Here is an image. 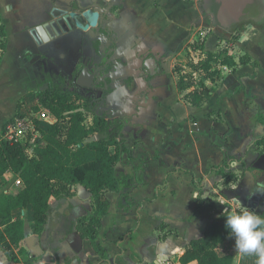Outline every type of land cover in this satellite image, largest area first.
Returning a JSON list of instances; mask_svg holds the SVG:
<instances>
[{"label": "crops", "instance_id": "obj_1", "mask_svg": "<svg viewBox=\"0 0 264 264\" xmlns=\"http://www.w3.org/2000/svg\"><path fill=\"white\" fill-rule=\"evenodd\" d=\"M92 7L105 13L97 29L80 28L90 17L84 22L77 15L63 19ZM259 11H250V17ZM44 23L52 35L47 41L36 32ZM0 26L5 34L0 44V131L19 111L27 113L23 105L34 101L33 74L45 63L59 62V74H84L82 83L93 84L94 77L108 81L109 74H117L113 80L124 78L128 84L105 89L96 112L124 125L122 138L131 155L123 154L118 169L135 174L140 166L141 172L130 203L120 192L106 195L109 208L97 233L104 255L82 235L80 220L95 208L84 186L73 185L71 197L50 199L39 235L23 209V246L34 264H182L186 245L202 234L212 208H223L232 198L253 210L264 207V195L251 194L255 183L264 181V154L255 145L264 136V25L240 32L236 43L258 67L239 62L236 68L225 65V71L219 63L215 82L194 73L213 88L197 106L183 95L200 84L182 93L174 68L185 64L189 53L198 61L195 55L200 59L223 52L220 38L228 40L207 22L201 0H0ZM196 37L202 50L195 51ZM226 162L235 174L228 185L221 173ZM162 223L175 233L165 236L159 230ZM217 252L233 254V264L246 263L230 235Z\"/></svg>", "mask_w": 264, "mask_h": 264}, {"label": "trees", "instance_id": "obj_2", "mask_svg": "<svg viewBox=\"0 0 264 264\" xmlns=\"http://www.w3.org/2000/svg\"><path fill=\"white\" fill-rule=\"evenodd\" d=\"M0 33L5 35L2 26ZM193 46L196 49L203 48L199 37H196ZM223 53L208 52L196 67L211 82L220 78V70L216 68L219 63L234 68L239 64L233 57L222 56ZM240 60L242 64L251 63L258 67V62L248 54ZM45 82L47 87L37 94L38 104L33 109L38 111L40 107H44L57 120L45 126L36 120V129L40 130L41 136L35 142H28L29 144L4 136L13 118L4 124L0 134V189L7 183L4 177L8 173L18 176L22 184L13 196L4 191L0 193V246L12 254L13 261L24 264L34 262L35 259L29 256L23 246L26 238L25 221L20 215L23 209L28 211L32 220L33 233L39 235L50 214V199L71 197L73 185L84 186L90 192L95 208L89 217L80 220L82 235L89 237L96 252L104 255V248L97 242V233L109 208L106 195L111 191L120 192L130 203L131 189L136 187L141 178L140 166L136 167L135 174H125L117 167L124 153L131 155V150L122 138L124 125L119 120L113 121L98 114L88 99L83 104L79 103L77 99H82L81 96L64 88L62 74L48 78ZM178 86L183 92L193 87L194 83L182 76ZM212 92L213 88L202 82L200 88L187 92L183 98L197 106L210 97ZM19 108L21 110V104ZM90 110L94 114L91 124L87 120V111ZM25 114L19 111L18 116ZM95 134L98 135L97 139L86 141ZM255 145L264 154V136L256 140ZM28 146L33 148L32 155L27 151ZM221 173L226 185L235 178L229 162H226ZM203 202L200 195L199 203ZM225 207L212 208L209 222L202 234L186 245L180 258L182 264L192 261L198 264L234 263L233 254L220 255L217 252L218 246L230 235L225 227V217L221 214ZM256 211L264 214V207ZM159 230L164 231L165 236L175 233L163 223ZM250 263H254L253 258Z\"/></svg>", "mask_w": 264, "mask_h": 264}, {"label": "rangeland", "instance_id": "obj_3", "mask_svg": "<svg viewBox=\"0 0 264 264\" xmlns=\"http://www.w3.org/2000/svg\"><path fill=\"white\" fill-rule=\"evenodd\" d=\"M249 9L250 8H248V10ZM213 37H214V35L211 34L209 39H211ZM220 41L223 43V46H224L223 47V49H224L223 52L224 53H223L222 56L233 57L234 59L237 56V59H238L237 62H240L241 61L240 58L247 54V53H245L244 50L239 48L234 42L232 44L231 41H229L227 39H224V38H220ZM199 50H202V49H200V48L198 50L195 49V51H199ZM195 56L198 59V61H195V59L193 58V55L189 53L187 55V59H186V61L187 60L188 61L185 62V64L184 63H182V64L177 63V65L174 68V72L176 73L175 75L178 77L177 82H179V79L182 76H186L188 78V82H193L194 83V87L197 84L201 85V83L203 82L202 76L205 77V75L200 70H198L196 67L198 66V64L202 60H204L206 58V56L203 57V58H200V59H199L198 55H195ZM240 64H241V62H240ZM59 65H60L59 62L53 60L50 63H45L44 65H42V69L40 71H38V74H33L34 79L32 81H33L34 87H33V90H32L31 94H32V99L34 101H33V103H30V101H29V103H27V105H23V106L26 107V109H27V111H26L27 113L25 115L29 118V122L28 123L32 124L34 128L37 127L36 126V120H39L41 123H43L44 126L48 125V124H52V123H54L57 120L56 117L51 112H49L46 108L40 107V109L38 111H35L33 108H34V106H36L38 104V99L36 98L37 94L41 90H43V89H45L47 87V83L45 82V80L48 79V78H55L56 76H58V74H59L58 73ZM221 65H222L223 69H224V67L227 66V65L223 66V64H221ZM39 66H40V64H38V67ZM218 67H216V68H218ZM232 68H234V67H232ZM195 72L202 73V76L198 77V79H197V77H195V75H194ZM220 72H221V70H220ZM74 98H76V97L74 96ZM77 100L81 104H83V102H84V100L79 99V98ZM43 113H45V114L43 115ZM87 116H88V118H87L88 123L89 124L93 123L94 114H93V112L91 110L87 111ZM0 133H1V131H0ZM40 136H41L40 130H36V131L30 130L29 133H26V135L24 137H22L21 140H22V142L24 144H29L30 141L31 142H35L36 139L38 137H40ZM27 151H28V153H30V155H32L33 148L31 146H28L27 147ZM4 181H6L7 183L4 185V187H2L0 189V193L2 191H4V192H7L8 194H10L11 196L15 195V193H17V191H19V189L21 188V185H22L21 184V179L18 176L14 175V174H11V173L5 175ZM21 213H22V211L20 212V215L22 216ZM251 258L254 259V263H250L251 262ZM34 262H31L29 264H34ZM245 262H246L245 264H256L257 259H255V256H246L245 257ZM14 263L24 264L21 261L20 262H15L14 261Z\"/></svg>", "mask_w": 264, "mask_h": 264}, {"label": "flooded vegetation", "instance_id": "obj_4", "mask_svg": "<svg viewBox=\"0 0 264 264\" xmlns=\"http://www.w3.org/2000/svg\"><path fill=\"white\" fill-rule=\"evenodd\" d=\"M256 1L261 5L259 16L252 18L250 16H247L245 19L240 21L241 23L226 24L218 19L216 13L221 6V0H201V6L205 12L207 22L211 23V25L214 27L215 32L222 34L223 36L227 37L228 40H231L236 44L237 41L240 40V34H239L240 32L243 31L250 32L253 27L261 28L264 25V3L263 0H256ZM240 26H243L244 28L242 29V31L237 29L240 28ZM62 75L64 77V83H63L64 88L69 89L70 91L80 95L82 100L88 99L92 107L95 109V111L99 105L98 104L100 100L98 98L99 91L103 90L105 96L106 90L110 89L111 87L114 86L123 87L124 85L128 84V82L125 81L124 78H120V79L117 78V80L118 81L120 80V82L113 80L114 76L117 74H109L110 80L100 81L99 80L100 78L97 77L95 78L93 84H91L92 88H86L83 85H89L90 83L88 82L87 79H84L83 83L79 82L77 80L79 74H62ZM97 113L105 115V117H107L104 111H100Z\"/></svg>", "mask_w": 264, "mask_h": 264}, {"label": "clouds", "instance_id": "obj_5", "mask_svg": "<svg viewBox=\"0 0 264 264\" xmlns=\"http://www.w3.org/2000/svg\"><path fill=\"white\" fill-rule=\"evenodd\" d=\"M252 195H264V181H257ZM219 203L225 205V201ZM225 227L235 240V252L241 256H255L256 264H264V214L243 205L239 198L229 199L221 213Z\"/></svg>", "mask_w": 264, "mask_h": 264}, {"label": "water", "instance_id": "obj_6", "mask_svg": "<svg viewBox=\"0 0 264 264\" xmlns=\"http://www.w3.org/2000/svg\"><path fill=\"white\" fill-rule=\"evenodd\" d=\"M258 4L256 0H221V6L219 10L217 11L216 15L218 19L226 24L230 23H239L243 19H245L247 16H250V11H253V13H256ZM248 8H250L248 10ZM105 13L100 12L98 10H95L94 7L85 9L84 11H81L78 14L75 13H69L66 17H63L64 20H69L71 17H75L76 15L78 18L84 22V19L86 17H90L89 22H84V24H79L80 28H82L85 31H90L92 29H97L99 25H102L105 20ZM46 28L48 29V24L44 23L39 25L36 28V32L40 34L43 40H49L50 37H52L51 33H47ZM87 65L83 68V72H87L88 68H86ZM90 72V71H89ZM90 77L94 76L93 74H89ZM82 77L84 78V74H79V77L77 80L79 82H82ZM96 78V77H94ZM93 78V79H94ZM86 88H92V85H83ZM108 89V88H107ZM95 93V92H93ZM98 98L100 100L104 99V92L103 90L99 91ZM37 264H45V262L38 260L36 262ZM0 264H19L14 263L13 256L10 252H8L4 247L0 246Z\"/></svg>", "mask_w": 264, "mask_h": 264}, {"label": "built area", "instance_id": "obj_7", "mask_svg": "<svg viewBox=\"0 0 264 264\" xmlns=\"http://www.w3.org/2000/svg\"><path fill=\"white\" fill-rule=\"evenodd\" d=\"M190 2H194L197 0H188ZM3 42V36L0 33V44ZM225 70H227V67H224ZM45 113H43L44 115ZM29 118L26 115L23 116H17L14 118V120L8 124L7 130L5 133V137L14 140V141H21L22 137L26 135V133H29L30 130L36 131L37 129L33 127L32 124L28 123Z\"/></svg>", "mask_w": 264, "mask_h": 264}]
</instances>
